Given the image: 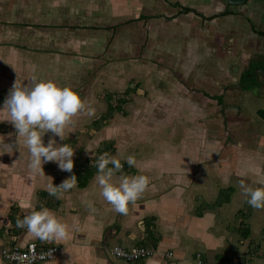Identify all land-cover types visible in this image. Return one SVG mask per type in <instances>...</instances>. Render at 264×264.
Segmentation results:
<instances>
[{
	"label": "crops",
	"instance_id": "1",
	"mask_svg": "<svg viewBox=\"0 0 264 264\" xmlns=\"http://www.w3.org/2000/svg\"><path fill=\"white\" fill-rule=\"evenodd\" d=\"M132 1L138 2V5L135 7V4L127 1V14L131 19L125 24L126 27L132 25L133 21L141 22L140 19H144L145 26H130L129 29H139L142 33L146 25L150 27L149 23H152L155 34L159 32L158 25L166 31V37L160 39L162 49L152 64L149 62L152 57L144 59L148 53L142 50L139 55L133 52L125 55L127 63L110 62L111 55L115 53L113 42L118 40L121 45L118 47H124L123 41L119 42L120 33L117 32L114 36V25L109 20L116 0H0V107L7 98L3 95H9L10 90L5 89H11L18 79L27 85L35 75L38 79L52 80L75 91L86 87L91 88V91L97 84L98 72L114 71V65L127 69L131 60L135 62L132 65L136 68L145 67L150 72L147 77L150 94L142 101L144 106L137 105V109L131 113L127 109L124 114L127 120L138 118V111L140 113L142 108L146 110L145 107L151 104L152 107L160 105V109L175 107V113H179L180 118L188 111V107L186 109L184 105L193 104L188 102L192 100L193 93L187 90L188 82H185L188 78L193 80L190 72L193 69L179 71L172 67L171 62L164 68L159 65L163 64V55H166L164 50H168L171 44L175 45L179 32L191 35L193 42L196 45L198 42L201 46L202 41H205L204 26L210 22L213 25L216 23L218 28L210 34L211 39L218 41L220 49L231 58L229 63H233L234 69L239 70L235 86L245 92L255 88L258 90L257 97L252 95L251 98L255 105H261L255 112L264 118V0ZM174 7L186 8L181 12L186 13L189 19L174 14V11L177 12ZM119 10L122 13V7ZM221 26L224 29L220 30ZM127 40L129 42L131 39ZM126 46H129L127 41ZM153 50L155 46L151 48V53ZM123 53L117 54L122 56ZM193 54L196 55L195 52ZM195 59L198 62L202 58ZM159 61L161 62L158 63ZM214 66H210L212 70H215ZM216 67L218 68L217 65ZM195 76L199 85L205 87L203 71L197 69ZM227 78L223 75L219 80L221 82V79ZM85 80L92 82L87 85ZM191 86L194 87L193 83ZM206 87L218 106L225 104L222 92L219 91L218 95L210 84ZM77 92L81 95V91ZM210 94L206 96L210 97ZM107 97L109 96L105 95L104 99ZM244 101L243 98L236 101V105L240 104L242 107L224 106L231 110L240 109L241 116L245 119ZM157 109L154 115L158 111V114L161 113ZM82 113L76 116L83 117ZM3 116L5 113L0 111V119ZM93 116L95 117L94 114ZM108 117L112 119L113 114ZM7 118L6 114L5 122L8 121ZM102 118L103 114L94 120ZM186 118L187 116L184 119ZM0 126L3 127L1 122ZM75 126L73 124L65 130V137L67 134L72 135ZM12 128L16 129L15 126ZM173 132L175 130L157 144L159 149L153 157L138 160L135 166L128 165L124 158L125 155L128 156L127 144L122 149L120 145L114 146L115 156L124 164L121 172L149 177L148 187L134 205L129 204L126 214L116 211L102 196L101 188L95 180L97 167L84 185L77 179L72 189L61 190L58 194L49 190V185H60L73 173L76 175L77 164L84 158L81 148L75 149V166L72 172L61 170L54 161L43 164L44 172H32L28 165H11L10 153L5 154L6 160L0 159V264H12L3 257V250L14 244L20 247L36 244L40 249L52 246L59 248L54 260L36 264H196L197 254H201L203 261L209 263L230 264L232 261L233 264H264V207L258 209L252 205L247 208L243 206L241 200L245 199V192L240 184L243 178L242 160L234 167V174H239L240 178H234L235 185L233 182L229 183L233 187L227 188L228 193L219 188V192L215 188L205 192V179L197 180L194 184L193 175L190 178L189 173L196 172L197 168L192 169L182 160H173L177 151L172 144L176 143L177 138ZM135 133H127V138L137 136L138 133ZM45 134L53 135L51 131ZM232 135L236 138L240 133L234 131ZM55 139L58 145L63 144L58 135ZM43 141L45 145L49 142ZM245 145L253 149L251 141L237 140L235 151L239 152H235V157L242 159L241 150ZM122 152L126 154L123 156ZM26 157L29 160L30 154ZM223 162L225 163L221 160L224 167ZM259 162L262 161L247 160L250 168L261 165ZM93 164L96 166L94 161ZM196 166L200 167L198 164ZM218 167L222 168L219 164ZM251 174L253 171L248 169L245 175ZM119 175L118 172L114 181L118 182ZM253 176L258 177L257 173ZM218 180H221L218 181L220 183L229 182L228 177H224L222 173L218 174ZM223 194L224 199L221 198ZM211 197L214 198V208H206L202 213L194 212L192 198L204 202ZM89 202L92 207H89ZM42 207L52 210L69 225L70 235L67 239L41 240L26 227L17 226L18 217L22 219L23 214ZM151 235L157 240V252L152 257L128 262L114 256V248L130 250L144 246L151 240ZM225 250L226 254L223 255Z\"/></svg>",
	"mask_w": 264,
	"mask_h": 264
},
{
	"label": "rangeland",
	"instance_id": "2",
	"mask_svg": "<svg viewBox=\"0 0 264 264\" xmlns=\"http://www.w3.org/2000/svg\"><path fill=\"white\" fill-rule=\"evenodd\" d=\"M127 1L128 0H116V5L114 3L112 5L113 12L110 14L112 18L109 20L113 22L112 25H114L112 28L114 30V36H116L117 32L120 33L119 42L123 41L124 44H122L124 47H118V45L121 46L118 43V40L113 42L115 53L111 55L112 60H110V62H126L125 55L132 52L135 55H139L141 54L140 50H142L148 53V56L146 55L144 59L147 60L148 57H152V59L149 60L150 64H152L154 62L153 59L157 60V55L162 49V46L160 45L162 41L160 39L166 37V34H164L166 31L161 29L162 26L158 25L160 29L159 32L155 34L153 32L154 27L152 23H149L150 27L146 25V29L143 27L145 31L142 30V33L139 29H129L130 26H145L144 19H140L141 22H139V20L133 21L134 23L132 25L126 27L125 24L131 19L127 14L129 11ZM129 1L132 4H135V7L138 5V2L136 1ZM121 7L122 13L119 10ZM174 9L177 10V12L174 11L173 13H177L176 15H178V17H186L189 19V16L186 15V13L181 12L186 8L174 7ZM213 24L214 23L209 22L208 25L204 26L205 41H202L201 46L198 45V42L197 45L193 42L191 35L179 32L175 45L171 44L168 50H164L166 51L165 54L167 57L166 55H163V64L159 65V67L163 66L164 68L171 62L172 67L174 69H178L179 71L184 69H193L190 71L191 76L194 77L193 80L188 78V80L185 81L188 82L189 86H187V90H190L193 93L192 100L190 99L188 101L193 104L184 105L186 109L188 107L187 113H184V115L179 118V113H175V107L169 109L161 107L160 109V105L152 107L153 104H151V106L145 107L147 108L146 110L142 108L140 109V113L138 111V118H130L127 120L124 115L127 112V109L131 113L132 110L137 109V105L144 106V102L142 103V101L146 100L150 94L147 87V77L150 72L148 73V70L145 67H143V69L140 67L136 68L132 65V63L134 64L135 62L129 60L130 64L127 66V69H121L117 65H114V71L98 72V81L93 90L90 91L91 88L88 87L77 90L81 91V96L85 98L87 108L82 113L83 117H74V124L76 126L72 131V135L67 134L65 139L60 138L59 141L63 144H70L74 149L81 148V150H83L82 155L84 156L82 161L86 158H89L91 161H96L99 155L103 153L115 155V145H120V149H122L123 145L127 144V155H134L136 157V161H138L144 158L147 159L153 157L155 151L159 149L157 144L159 142L161 143L165 136L169 137V132L175 130V133L173 132V134H176V143L173 142L172 144L177 148V151L173 155V160H182L191 166L192 169L197 168L196 172H191L189 175L190 178L193 175L195 180L194 184L197 183V180L199 181L201 179H205V192H208V190H211L212 188H219L221 191H227L228 193L229 189L227 188L232 186L229 183L233 182V185H235L236 183H234V178H240L239 174H234V167L238 166L239 163H241V160L243 163L242 180L245 181V185H251L252 187H264V118L255 112L261 105H255L251 98L252 95L254 98L257 97L256 93L258 90L255 88L253 91L245 92L244 90L241 91L240 87L235 86L236 83H238L239 70L237 68L234 69L233 63H229L231 58L226 56L220 49L217 44L218 41L211 39L210 34L218 29L216 27L217 24ZM179 27L184 28L181 25H179ZM174 29L176 28L174 27ZM222 29L224 28L221 26L220 30ZM215 36L217 37V35ZM127 39L131 40L128 42ZM126 41L129 46H126ZM153 46H155V50L151 53V48ZM122 52H124L122 56L117 54ZM194 52L196 55L193 54ZM202 53H204L203 56H201ZM169 57L171 59H169ZM195 58L202 59H198V62H196ZM160 62L161 61L158 63ZM211 65L215 67L216 71L212 70V67H210ZM197 69L202 70L203 75H205V87L200 86V83L196 79L195 73ZM198 74H201V72ZM223 75L230 79H221L220 82L219 79L223 78ZM87 81L88 80L84 81L87 85L92 82ZM192 83L194 87L191 86ZM209 84L211 87H214L213 89L216 94H218L219 91L222 92L221 94H223L225 101L224 105L227 104L228 106L235 105L240 107V104L236 105V101L242 98L245 99V119L241 116L242 113L240 109H227L223 104H219L220 106H218L215 100L211 98L212 94L206 91V86ZM216 86H218V89ZM3 90L4 89L2 88L1 91ZM5 90L9 91L10 89L6 88ZM209 94L210 97H207ZM105 95L109 97L104 99ZM3 96L7 97V95ZM91 98L92 101L90 100ZM200 101H205V103L201 104ZM241 103L243 105V102ZM109 104L113 107L111 111H109ZM3 106L4 105L2 104L0 109H2ZM114 108L116 109L114 110ZM148 108H150V110H148ZM157 108L161 110V113L158 114V111L154 115V111L158 110ZM171 109H174L173 112H170ZM112 110L113 120L108 117ZM0 111L5 113V116L0 119L3 126L0 128V159L6 160L5 154L10 153L11 158L9 160L11 161V165L16 166L23 164L26 166L29 163L26 156L30 153H27V147L22 145L23 155L20 157L21 153L18 148H15V144L18 140V130L12 128L14 125L11 121L5 122L7 114L6 109ZM101 114H103L102 119L97 121L94 120ZM186 116L187 118L184 119ZM8 125H10V127ZM133 131L136 132L135 134L138 133V135H135L132 138H127V133H132ZM234 131L236 133L239 132L240 136H236L235 138L232 135ZM52 137L53 135L45 134L43 140L49 141L48 138L51 139ZM22 139L23 138H21V140ZM237 140L246 142L251 141L252 144L253 149H251L248 145H245V147L243 146L242 150L240 149L242 159L235 157L237 156V153L235 152H239V150L235 151ZM5 143L13 144L14 152L8 148ZM202 147H204V149ZM126 153L122 152L123 156ZM124 158H126V155ZM253 159L262 161L259 162L261 165L256 168H250L247 160H252L253 162ZM221 160L225 161V163L223 162L225 165L224 167L221 164ZM196 164L200 167L198 168ZM218 164L222 168H219ZM212 166H214L215 169ZM248 169L252 170L253 174L246 176L245 174H247ZM175 173L176 172H173V174ZM220 173H222L224 177H228L229 182H218L221 181L218 180V174ZM254 173H257V178L253 176L255 175ZM219 189L218 192L220 191ZM208 196L212 195L208 194ZM221 198L224 199L225 195L223 194ZM244 198L246 200L242 199L241 201H243V206L247 208L250 204L248 203L249 197L246 193ZM213 200V197L204 202L201 200L196 201L192 198L191 204L194 208V212L199 213L206 208H214ZM225 254L226 250L223 251V255ZM198 256L199 254H197L196 264H198V261L202 260L199 259ZM230 264H233L232 261Z\"/></svg>",
	"mask_w": 264,
	"mask_h": 264
},
{
	"label": "clouds",
	"instance_id": "3",
	"mask_svg": "<svg viewBox=\"0 0 264 264\" xmlns=\"http://www.w3.org/2000/svg\"><path fill=\"white\" fill-rule=\"evenodd\" d=\"M86 100L77 91L68 86H60L55 81L31 77L25 85L18 79L14 82L9 95L0 110L7 111V120L18 130L15 148L23 155L22 145L30 153L28 167L32 172H44L43 164L54 161L61 170L72 172L75 161V149L70 144H57L55 136L65 139V130L74 124V117L85 111ZM51 131L53 137L45 145L43 136ZM21 138H23L21 140ZM14 152V145L5 143ZM126 162L135 166L136 157L128 155ZM98 171L95 180L101 188L102 196L120 213H127L129 204H135L149 185V177L144 174L126 175L121 170L124 164L115 155L103 153L94 161ZM120 173L118 182L114 181ZM77 183L73 173L60 185L51 184L49 190L58 194L61 190L72 189ZM243 191L248 195V203L253 207H264V187L245 185ZM89 207H92L89 202ZM18 227L27 230L41 240L62 241L69 237V225L58 218L47 207L34 210L22 219L17 218ZM54 249L47 255L52 256Z\"/></svg>",
	"mask_w": 264,
	"mask_h": 264
},
{
	"label": "built area",
	"instance_id": "4",
	"mask_svg": "<svg viewBox=\"0 0 264 264\" xmlns=\"http://www.w3.org/2000/svg\"><path fill=\"white\" fill-rule=\"evenodd\" d=\"M51 249H54L52 256L47 255ZM59 248L52 246L46 249H40L36 244H30L27 247H20L16 244L3 250V257L12 264H36L38 262L52 261L56 258ZM113 254L119 259L134 262L152 257L156 250L146 247H135L127 250L122 247L113 249ZM199 259H202L199 254ZM198 264H206L203 259ZM220 264V263H217Z\"/></svg>",
	"mask_w": 264,
	"mask_h": 264
},
{
	"label": "trees",
	"instance_id": "5",
	"mask_svg": "<svg viewBox=\"0 0 264 264\" xmlns=\"http://www.w3.org/2000/svg\"><path fill=\"white\" fill-rule=\"evenodd\" d=\"M222 102V99H221ZM123 104V103H121ZM109 108L111 111V109L113 108L111 104H109ZM116 108H114L115 110ZM113 114V110L112 112L109 114L111 115ZM1 128V126H0ZM96 166H94L93 161H90V159H85L84 161L80 160L77 164V168H76V175H77V179L81 184H86V182H88L89 178L93 175V173L95 172ZM215 207V206H214ZM24 216L27 214H23ZM23 216V217H24ZM22 217V218H23ZM247 234H249L250 232H246ZM151 240H149L147 244H145L144 246H139V247H146V248H153L155 250H157V240L151 235V237H149ZM206 264H209V262L204 261Z\"/></svg>",
	"mask_w": 264,
	"mask_h": 264
}]
</instances>
